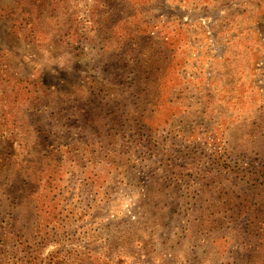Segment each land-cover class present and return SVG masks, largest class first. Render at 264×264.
<instances>
[{
    "label": "rangeland",
    "instance_id": "obj_1",
    "mask_svg": "<svg viewBox=\"0 0 264 264\" xmlns=\"http://www.w3.org/2000/svg\"><path fill=\"white\" fill-rule=\"evenodd\" d=\"M35 1L39 43L0 19V97L31 91L0 98V264H264L229 218L264 185V0Z\"/></svg>",
    "mask_w": 264,
    "mask_h": 264
},
{
    "label": "trees",
    "instance_id": "obj_2",
    "mask_svg": "<svg viewBox=\"0 0 264 264\" xmlns=\"http://www.w3.org/2000/svg\"><path fill=\"white\" fill-rule=\"evenodd\" d=\"M41 12L42 7L40 4H37L35 0H21L16 5V7L11 9L0 6V19L9 20L11 22V30L13 34L19 35V38L21 36L22 40H28V44L32 45L33 43H39L40 41H42L41 36L44 22L42 21L43 16ZM3 79L4 78H2V75L0 73V80L2 81ZM5 82L12 86L9 87L10 91H5L0 98L6 99L7 101L9 100V102H11V98H9L10 95H15L16 97L14 98L16 99H13V101H16L18 100V94L22 93V98H26V95L31 92L30 90H28L27 94L24 93L23 90L26 88L25 85L27 84V82L24 80L17 81V83L15 82V84H12L11 80H7ZM5 149V147L1 146L0 160H2V156H4ZM7 158H10L9 155H7L4 160H6ZM262 180L263 178L253 179L251 182H249L250 189L247 190L249 195L245 199V202L239 204L241 210L237 211V215L229 217L230 220H232L234 223H240L239 225H243V235H241L242 239L246 238L247 236L248 242H252L253 244H255V249L260 248L261 251L264 250V231L262 232L260 229H257L258 224H260L259 217L257 216V207L260 206L259 198L261 197V189L264 187ZM48 190L49 189H46L33 205V207H36L37 211L46 216L50 214L47 207L49 198L47 193ZM42 220L43 222L41 223V225H35V231L33 232H43L44 230L48 232L49 227L47 221H45L44 219ZM218 220L220 223L226 221L225 218ZM6 226L7 225L5 223L0 225V232H2V236H5L4 231L6 229ZM261 226H264V223H262ZM11 228L14 229V227ZM13 236H17L19 238V241H21L22 239V236H20L19 234H14ZM32 238L33 236L30 234V236L28 237V241H21V244L25 245L28 242L30 243ZM45 240L49 242H55L57 239L50 233V236ZM24 259L26 260L27 264H34L37 261V257L28 254L26 251H24ZM60 259L61 258L59 251H53L45 260L44 264H61Z\"/></svg>",
    "mask_w": 264,
    "mask_h": 264
}]
</instances>
